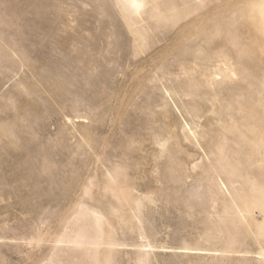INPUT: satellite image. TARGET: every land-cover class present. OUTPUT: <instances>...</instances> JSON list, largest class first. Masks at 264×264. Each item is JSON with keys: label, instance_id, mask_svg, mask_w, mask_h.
Returning a JSON list of instances; mask_svg holds the SVG:
<instances>
[{"label": "rangeland", "instance_id": "rangeland-1", "mask_svg": "<svg viewBox=\"0 0 264 264\" xmlns=\"http://www.w3.org/2000/svg\"><path fill=\"white\" fill-rule=\"evenodd\" d=\"M99 214L110 264H264V0H0V264Z\"/></svg>", "mask_w": 264, "mask_h": 264}, {"label": "bare ground", "instance_id": "bare-ground-1", "mask_svg": "<svg viewBox=\"0 0 264 264\" xmlns=\"http://www.w3.org/2000/svg\"><path fill=\"white\" fill-rule=\"evenodd\" d=\"M106 182V181H105ZM112 182V183H111ZM119 184V183H118ZM116 182H114V181H109V183L107 182V184H106V186L107 187H112V188H115V191H113L112 190V188H110V190H112L113 192H115L114 193V197H116V200L118 199V201L122 204V205H124L125 203H130L129 202V199H130V197L128 198V195L130 194V192H128V189H130L128 186V189L127 188H125V189H122L123 187L122 186H120V184L118 185ZM127 185V184H126ZM105 186V185H104ZM120 186V187H119ZM91 187V186H90ZM119 187V188H118ZM122 187V188H121ZM126 187V186H125ZM106 188V187H105ZM121 188V189H120ZM88 191L90 192V189L88 188ZM88 191H86V192H88ZM130 191V190H129ZM129 193V194H128ZM90 195V194H89ZM87 196V195H86ZM113 196V195H112ZM130 196V195H129ZM132 198V197H131ZM130 201H131V199H130ZM134 201V200H133ZM138 202V201H137ZM134 204H137L135 201H134ZM129 205V204H128ZM131 205V204H130ZM136 206V208H137V205H135ZM122 207V206H121ZM132 210H133V208H132ZM98 213V212H97ZM84 213H82V212H80L78 215L79 216H84L83 215ZM96 214V213H95ZM98 216H103V215H101V214H99V215H96V218L98 219ZM95 218V219H96ZM104 218V217H103ZM106 219V218H105ZM105 219H101L100 217H99V223L96 225V222H97V220H96V222H95V225H96V235H95V240H90V237L88 238V233H87V229H86V227L84 226V223H85V221L83 220V219H80V220H75V219H73V220H75V221H73L72 223V226L70 225L69 226V228H70V231L71 232H73L74 234H75V238H74V240H73V243H72V250H76V249H79V248H82L83 249V247H85L84 248V250L86 249L87 250V254H88V256H90L91 258H92V260H93V264H110L111 262L109 261V258L111 257L110 256V254H111V247L113 246V243H112V237H111V235H109L110 234V232L109 233H105V231L107 232V230H105L106 229V227L104 226V224H106V221L107 220H105ZM124 220V219H123ZM105 222V223H104ZM121 222H122V220H121ZM120 222V223H121ZM93 223V222H92ZM104 223V224H103ZM123 223V222H122ZM93 225V224H92ZM94 225V226H95ZM107 225H109L108 223L106 224V226ZM118 225V224H117ZM93 227V226H92ZM105 228V229H104ZM110 228V227H109ZM94 230V229H93ZM110 230V229H109ZM70 233V232H69ZM107 234V235H106ZM91 236V235H90ZM104 236L105 237H108V240H105V239H102V237L104 238ZM93 239V238H92ZM107 239V238H106ZM88 240H90V243L89 244H87L86 246H83L82 245V243H84V242H87ZM85 244V243H84ZM104 245L105 244V247L106 248H104L105 250H103V251H101V253L102 254H106V255H103L102 256V254L100 255V253L97 251V249L101 246V245ZM102 245V246H103ZM107 245V246H106ZM70 248V247H69ZM71 249H69V250H71ZM60 251V250H59ZM94 257H97V259L95 258L94 259ZM102 260H101V259Z\"/></svg>", "mask_w": 264, "mask_h": 264}, {"label": "water", "instance_id": "water-1", "mask_svg": "<svg viewBox=\"0 0 264 264\" xmlns=\"http://www.w3.org/2000/svg\"><path fill=\"white\" fill-rule=\"evenodd\" d=\"M101 212H103V211H101ZM95 258L97 259V257H94V259H95Z\"/></svg>", "mask_w": 264, "mask_h": 264}]
</instances>
